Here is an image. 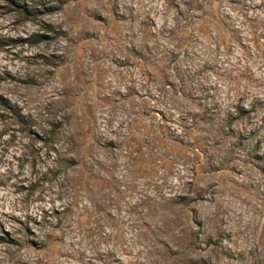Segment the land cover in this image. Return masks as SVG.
Instances as JSON below:
<instances>
[{
	"label": "rangeland",
	"instance_id": "rangeland-1",
	"mask_svg": "<svg viewBox=\"0 0 264 264\" xmlns=\"http://www.w3.org/2000/svg\"><path fill=\"white\" fill-rule=\"evenodd\" d=\"M0 264H264V0H0Z\"/></svg>",
	"mask_w": 264,
	"mask_h": 264
},
{
	"label": "trees",
	"instance_id": "trees-1",
	"mask_svg": "<svg viewBox=\"0 0 264 264\" xmlns=\"http://www.w3.org/2000/svg\"><path fill=\"white\" fill-rule=\"evenodd\" d=\"M25 11H26L29 15H36L38 9H37V7H33V8H27V7H25Z\"/></svg>",
	"mask_w": 264,
	"mask_h": 264
}]
</instances>
